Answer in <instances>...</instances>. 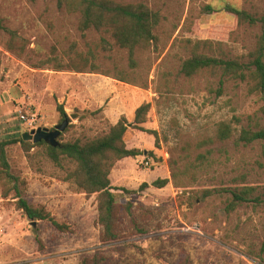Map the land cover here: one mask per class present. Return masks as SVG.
Here are the masks:
<instances>
[{"label":"rangeland","instance_id":"obj_1","mask_svg":"<svg viewBox=\"0 0 264 264\" xmlns=\"http://www.w3.org/2000/svg\"><path fill=\"white\" fill-rule=\"evenodd\" d=\"M123 1H143L162 15L158 43L135 52L137 65L128 49H104L101 38L106 34L88 30L84 35L79 15L57 0H0V17L28 41L22 55L12 52L7 48L10 35L0 30V140L30 131L20 119L21 109L36 114L39 127L53 129L61 122L58 105L65 108L76 95L80 106L74 111L81 115L71 119L73 125L58 140L85 142L109 131L112 124L104 110L112 101L110 109L117 107L133 123L127 146L148 151L117 161L110 174L112 185L137 190L117 192L120 202L134 204L146 232L135 234L128 221L124 239L103 246L96 224L97 195L87 196L66 179L75 163L59 166L43 147L27 154L18 143L8 147V155L13 172L26 182L25 195L33 204L46 206L71 231H60L50 221L34 224L14 199L2 197L0 188V264H79L85 254L97 251H107L112 264H171L185 252L192 264H264V141H234L242 127H264V92L251 93L245 83L229 80L218 96L219 78L198 74L175 80L182 60L191 54L187 39L211 41L216 55L248 54L260 26L233 27L226 6L262 13L264 0ZM80 57L88 58L81 65L86 71L55 70L60 63L81 67ZM169 73L168 91L164 84ZM119 75L129 82L117 79ZM142 102L152 104L144 126L158 132L160 147L154 134L134 127V112ZM221 121H232L238 129L234 140L214 146L209 167H193L197 141L212 136ZM159 177L170 182L140 189ZM245 185L256 186L258 192L229 211V190ZM205 189L214 192L202 198Z\"/></svg>","mask_w":264,"mask_h":264},{"label":"trees","instance_id":"obj_2","mask_svg":"<svg viewBox=\"0 0 264 264\" xmlns=\"http://www.w3.org/2000/svg\"><path fill=\"white\" fill-rule=\"evenodd\" d=\"M57 2L60 7H64L69 13L79 15L78 26L84 35L88 30H96L109 35L113 39V43L106 38V35H103L101 38V44L104 49L111 50L114 46L128 49L133 65H137L135 61V52L137 50L147 51L158 43L156 30L161 24L162 15L160 11L154 10L143 1L57 0ZM207 9L215 10L211 5H208ZM226 9L227 13L233 16V27H241L246 24L260 26V33L257 35L254 48L243 56L233 57L224 52L216 55L211 52L217 51L211 41L207 39L196 41L187 39V43L190 44L189 51H191V54L182 60L175 80H178L181 76L193 78L198 74L219 78V87L216 89L218 96L224 93L225 83L229 80L245 83L251 93L264 92V11L262 13H254L233 5H227ZM0 30H4L10 35L7 41L8 50L22 55L28 44L27 39L22 37L17 30L9 28L1 17ZM87 62L88 58L80 57V66ZM73 64L65 65L60 63L55 70L61 71L64 68H68L77 72L86 71L85 65L79 67V65ZM96 66L93 70H97L98 67ZM104 74L109 75L108 73ZM171 75L172 73H169L166 76L164 84L168 91ZM116 78L129 82L127 77L123 75H119ZM144 87H147V85L144 84ZM157 92H161L160 87L157 88ZM151 108V102H143L135 109L134 127L154 134L156 145L160 147L158 132L147 129L144 126L148 121V114ZM58 110L61 114V121H63L68 116V113L62 104L58 105ZM129 124L130 122L127 117L122 115L119 121L111 125L109 131L103 135L85 142L79 138L63 141L58 146H52L44 140L37 143L25 141L23 134L18 137L1 139L0 188L2 190V197L4 199H14L17 208L22 210L32 222H36L37 220L50 221L60 231H71V227L66 223L58 221L46 206H37L27 198L25 195V180L16 175L12 170L8 155V147L10 145L20 143L27 154H30V151L35 147H43L49 158L57 165L61 166L65 162L75 163L74 168L68 172L66 179L72 180L87 196L97 195L98 215L96 224L101 227L100 241L103 246L114 245L122 241L125 237L128 221V226L132 228V232L135 234L145 233L146 229L139 222L138 217L133 211L134 204L129 200L125 203L120 202V193L117 192L136 193L137 190L112 185L110 179L111 170L117 161L145 153L140 148H129L127 146L126 138L128 136ZM72 125L70 124L66 131ZM236 131L238 129L233 126L232 121L219 122L212 136L208 135L197 141L195 148L198 152L191 161L192 166L199 169L209 167L213 163L212 154L215 151L214 146L223 144L221 146L223 147L227 142L234 140ZM62 135L63 133L60 136ZM234 141L237 144L244 145L252 144L256 141H264V127L260 129H253L250 125L242 127L240 135ZM149 155H154V152L149 151ZM175 175L174 173L173 176ZM169 182V178L159 177L151 184L148 182L142 183L140 189L150 186L163 188ZM202 192V198H207L214 191L212 189H205ZM257 192L258 188L256 186L247 185L229 190L228 210H235L238 206L250 202L252 196ZM256 198H258V195H256ZM145 212H142L141 215L143 216ZM145 214H148V212ZM21 264L32 263L23 262ZM79 264H112V256L107 251H97L93 254H85ZM171 264H192L190 254L185 252L183 257Z\"/></svg>","mask_w":264,"mask_h":264},{"label":"water","instance_id":"obj_3","mask_svg":"<svg viewBox=\"0 0 264 264\" xmlns=\"http://www.w3.org/2000/svg\"><path fill=\"white\" fill-rule=\"evenodd\" d=\"M81 113L75 111H69L68 116L63 119L60 123L54 126V129H50L48 127H38L37 129H33L28 132L23 133V139L25 141H32L34 143L40 142L42 140L46 141L48 144L52 146H58L60 141L58 138L60 137L61 133H63L69 124L71 123V119L79 118ZM130 123L129 125H132ZM147 154V151H145ZM34 224L36 222H33Z\"/></svg>","mask_w":264,"mask_h":264},{"label":"crops","instance_id":"obj_4","mask_svg":"<svg viewBox=\"0 0 264 264\" xmlns=\"http://www.w3.org/2000/svg\"><path fill=\"white\" fill-rule=\"evenodd\" d=\"M75 96V97H74ZM78 98V97H77ZM72 99L74 100L75 99V101H76V95H73V97H72ZM71 102V103H67L66 105H65V110L67 111V112H69V111H74L76 108H78V106H80V104L79 103H76V102ZM65 101H63V103H64ZM68 102V101H67ZM81 102L82 103H84V100L82 99L81 100ZM112 103V101L109 103V106L107 107V109H105L104 110V112L106 113V116L109 118V120H110V123L112 124V125H114V124H116L118 121H119V119L121 118V116L122 115H124L125 113L122 111V112H118L117 110L118 109H115V108H117V107H115L114 109L112 108V109H110V107H112L111 104ZM143 103V102H142ZM85 106H87L86 104H85ZM89 108V107H88ZM112 116V117H111ZM132 148H138V147H132ZM142 150V149H141ZM147 151V150H146ZM148 152V151H147ZM146 154V153H145ZM137 157V156H136ZM135 158V157H134ZM145 159H146V157H144ZM122 160V159H121ZM146 160H148L149 161V159L147 158Z\"/></svg>","mask_w":264,"mask_h":264},{"label":"built area","instance_id":"obj_5","mask_svg":"<svg viewBox=\"0 0 264 264\" xmlns=\"http://www.w3.org/2000/svg\"><path fill=\"white\" fill-rule=\"evenodd\" d=\"M20 119L27 126L28 130L37 129L39 127V119L36 114H28L24 112L22 109L19 111ZM145 164H149V161L145 159Z\"/></svg>","mask_w":264,"mask_h":264}]
</instances>
